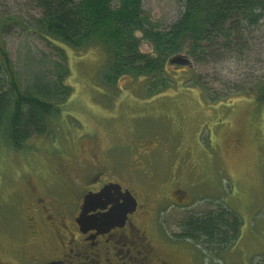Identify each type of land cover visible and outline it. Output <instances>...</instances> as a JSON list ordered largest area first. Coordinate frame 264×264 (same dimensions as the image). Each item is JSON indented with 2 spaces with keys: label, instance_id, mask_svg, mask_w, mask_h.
<instances>
[{
  "label": "rangeland",
  "instance_id": "374dc122",
  "mask_svg": "<svg viewBox=\"0 0 264 264\" xmlns=\"http://www.w3.org/2000/svg\"><path fill=\"white\" fill-rule=\"evenodd\" d=\"M141 9L150 25L166 29L182 13L184 0H142ZM38 16L25 0H0V25H6L0 40L20 87L36 96L34 84L51 85L61 64L67 69L64 81L71 92L60 102V114L47 134L31 136L21 151L0 142V229L17 213L12 192L15 188L24 192L20 171H35L30 180L41 187L52 180L47 175L50 168L77 180L88 165L106 170L122 166L134 170L147 199L174 185L181 187V206L157 215L156 226L151 215L145 224L146 230L165 241L157 246L169 255L167 260L260 264L264 258V110L243 90L264 79V23L248 37L242 54L191 61L188 67L167 65L169 85L150 95L142 77L115 82L106 78V52L97 39L78 48L42 40L31 29ZM134 35L142 37L141 32ZM139 50L150 51L143 39ZM204 87L218 99L208 100ZM148 203L151 211L152 201ZM217 204L241 220L240 236L233 245L215 253L179 237L184 217ZM6 237L0 232V245H12Z\"/></svg>",
  "mask_w": 264,
  "mask_h": 264
},
{
  "label": "trees",
  "instance_id": "16d2710c",
  "mask_svg": "<svg viewBox=\"0 0 264 264\" xmlns=\"http://www.w3.org/2000/svg\"><path fill=\"white\" fill-rule=\"evenodd\" d=\"M25 1L39 13L31 29L42 40L78 48L97 39L106 52V78L115 82L122 77H142L150 95L169 85L167 60L171 56L183 54L192 62H208L228 53L242 54L248 37L264 23V0H184L182 13L166 29L150 25L142 13V0ZM5 26L1 23L0 33ZM135 32L142 33L140 40L150 51L139 50ZM66 76L67 69L58 64L51 85L39 88L34 84L38 96L23 91L0 40V142L21 151L31 136L47 134L49 124L60 114V102L71 92L64 81ZM203 92L208 100L218 99L206 87ZM243 92L264 110V79ZM241 224L238 215L217 204L184 217L179 223V237L218 253L237 241Z\"/></svg>",
  "mask_w": 264,
  "mask_h": 264
},
{
  "label": "flooded vegetation",
  "instance_id": "af4514ba",
  "mask_svg": "<svg viewBox=\"0 0 264 264\" xmlns=\"http://www.w3.org/2000/svg\"><path fill=\"white\" fill-rule=\"evenodd\" d=\"M114 167L88 165L77 180L50 168L52 180L41 187L30 180L35 171H20L24 192H12L17 213L0 229L12 245H0V264H175L157 246L165 241L145 224L152 217L156 226L157 215L181 206V187L147 199L133 169ZM88 195L96 200L83 210ZM109 215L110 222L102 223Z\"/></svg>",
  "mask_w": 264,
  "mask_h": 264
},
{
  "label": "water",
  "instance_id": "95a60500",
  "mask_svg": "<svg viewBox=\"0 0 264 264\" xmlns=\"http://www.w3.org/2000/svg\"><path fill=\"white\" fill-rule=\"evenodd\" d=\"M167 65H171V66H179V67H185V66H190L191 65V60L189 59L188 56L183 55V54H176L171 56L168 60H167ZM105 190V189H104ZM103 190V191H104ZM94 200H96V196L94 195H88L84 198L83 200V210H85V208H87L88 205H91L94 203ZM111 215L103 217V221L102 223H108L111 220ZM83 217H81L82 219ZM94 222L98 221L97 219L93 218Z\"/></svg>",
  "mask_w": 264,
  "mask_h": 264
}]
</instances>
